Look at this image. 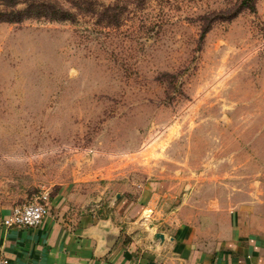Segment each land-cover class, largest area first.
Returning a JSON list of instances; mask_svg holds the SVG:
<instances>
[{"label": "rangeland", "instance_id": "374dc122", "mask_svg": "<svg viewBox=\"0 0 264 264\" xmlns=\"http://www.w3.org/2000/svg\"><path fill=\"white\" fill-rule=\"evenodd\" d=\"M95 1L0 21V205L63 187L123 229L150 204L149 225L208 236L249 201L264 232V0L202 39V14L239 0Z\"/></svg>", "mask_w": 264, "mask_h": 264}, {"label": "crops", "instance_id": "0c3cea01", "mask_svg": "<svg viewBox=\"0 0 264 264\" xmlns=\"http://www.w3.org/2000/svg\"><path fill=\"white\" fill-rule=\"evenodd\" d=\"M225 203L208 236L178 216H168L169 226L149 225L142 211L151 208L155 217L150 204L123 229L93 206L78 207L59 187L49 192L48 213L36 227L5 226L13 204L0 205V258L8 264H264V232L252 203ZM153 225L164 233L162 242L151 239Z\"/></svg>", "mask_w": 264, "mask_h": 264}, {"label": "trees", "instance_id": "16d2710c", "mask_svg": "<svg viewBox=\"0 0 264 264\" xmlns=\"http://www.w3.org/2000/svg\"><path fill=\"white\" fill-rule=\"evenodd\" d=\"M106 7L112 8L113 5ZM244 8L254 9L255 0H239L235 7L229 6L202 14L200 39L215 20L230 19ZM99 12L95 0H0V21L7 22L21 21L29 17L75 21L78 14L96 16Z\"/></svg>", "mask_w": 264, "mask_h": 264}, {"label": "built area", "instance_id": "2783aa9c", "mask_svg": "<svg viewBox=\"0 0 264 264\" xmlns=\"http://www.w3.org/2000/svg\"><path fill=\"white\" fill-rule=\"evenodd\" d=\"M49 191L41 190L27 201L15 204L2 219L5 226L36 227L48 213ZM0 264H8L5 258H0Z\"/></svg>", "mask_w": 264, "mask_h": 264}, {"label": "water", "instance_id": "95a60500", "mask_svg": "<svg viewBox=\"0 0 264 264\" xmlns=\"http://www.w3.org/2000/svg\"><path fill=\"white\" fill-rule=\"evenodd\" d=\"M153 212V210L151 208H144L143 209V215L144 214H151ZM151 228V239L153 241H159L162 242L165 235L163 232L157 230V228L153 225L150 227Z\"/></svg>", "mask_w": 264, "mask_h": 264}]
</instances>
